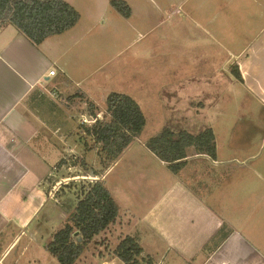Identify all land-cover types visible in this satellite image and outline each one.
I'll return each instance as SVG.
<instances>
[{"label": "crops", "instance_id": "0c3cea01", "mask_svg": "<svg viewBox=\"0 0 264 264\" xmlns=\"http://www.w3.org/2000/svg\"><path fill=\"white\" fill-rule=\"evenodd\" d=\"M177 1L185 4L190 0ZM216 3L221 7L227 4L222 0ZM68 4L78 12L77 6ZM229 5L243 8L239 12L243 19L248 15L245 18L248 25L237 34L241 40L238 49L227 50L228 57L220 67L210 65L213 72L205 83L201 82V75H195L194 67L173 65L172 69L169 67L170 72L179 81L170 83L172 88L166 83L162 95L149 97L159 86L160 74L156 72L161 70L166 77L169 69L161 65L153 69L134 65L130 71L135 73L134 69H138L139 73L126 75L127 78L119 82L121 90L111 92L129 96L142 113L146 109L144 104L155 103L159 96L169 101L168 98L175 94L184 100L199 94L198 88L202 87L217 88L210 93L223 91L241 104L248 103L249 113L255 111L254 108L260 109L249 115L252 120L241 130L243 139L240 141L235 137V140L228 138L218 142L216 133L210 128L215 137V159L196 154L190 148L182 169L173 173L148 149L139 152L131 148L133 141L104 175H89V179L103 183L104 176L125 156L129 157V163L124 165L127 172L134 170L135 173L137 169L140 173L144 165L154 169L160 181L153 185L156 193L148 194L146 207L134 222L127 224V235L135 237L142 257L152 264H264V0H232ZM127 6L130 15L126 20H129L133 10ZM116 13L111 9L109 15L121 16ZM77 26L78 23L38 46L31 44L12 25L0 27V264H22L28 252L31 256L25 264H41L42 254L36 257L34 253L40 249L43 252L52 233L67 221L68 213L57 202V194H53L59 185L69 181L64 177L67 172L64 178L51 183L47 169L51 164L58 167L57 170L67 168V154L63 150L69 135L62 130L66 118L58 114H62L60 109L69 105L68 102L75 107L85 104L83 116L92 118L93 123L94 118H100V113L92 109L95 115L89 116L87 104L94 106V103L87 100L86 92L81 90L91 81L95 86L104 84L95 77L97 69L89 70L82 63L85 56L81 50L78 53ZM68 43L71 44L65 46ZM91 45L89 48L93 47ZM51 71L54 75H49ZM219 72L222 76L217 75ZM236 89L242 93L236 94ZM42 97H48L59 111L44 106ZM182 102L189 105H180L177 110L182 107V112L190 110L192 102L189 99ZM39 103L42 104L40 108L37 107ZM70 145L69 153L76 149H82L84 154L95 151L85 150L78 140ZM53 152L61 158L51 161L48 153L50 157ZM108 191L119 208V218L121 213L130 220L132 211H124L118 199ZM69 192L73 191L66 190L60 195L65 197ZM147 193L139 192L138 199L143 200ZM92 244L75 264H124L114 255L100 258V250ZM15 249V255L7 260ZM48 264L55 263L50 260Z\"/></svg>", "mask_w": 264, "mask_h": 264}, {"label": "rangeland", "instance_id": "374dc122", "mask_svg": "<svg viewBox=\"0 0 264 264\" xmlns=\"http://www.w3.org/2000/svg\"><path fill=\"white\" fill-rule=\"evenodd\" d=\"M63 1L77 6L78 9L80 16L76 27L79 37L78 53L81 50L82 56H85L82 63L89 70L97 69L98 72L95 73V77L104 83L95 86V84L92 85L91 82L93 81H91L85 83L81 90L86 92L85 98L94 103V106L90 105H92V109H95L94 112L100 113L99 119L104 117L106 112V95L121 90L118 85L120 81L127 78L126 75L133 73L134 76L135 73H139L138 69H134L135 73L130 71V68H134V65H142L144 68L147 65L149 69L161 65L163 68L169 69L166 77L165 74H161V70L156 72L160 74L158 77L159 86L154 88L155 94L149 97L162 95L164 93L163 88L164 91L166 90V83H169V87L172 88L170 83L179 81V79L173 78L170 72L173 65L188 64L190 67H194L195 75H201V82L205 83L204 80L210 77L213 72L210 65L213 63L215 66L220 67L225 57H228L226 55L227 50L231 52L238 49L241 40H239L237 34L246 30L245 28L248 25V22L245 21L248 15H245L243 19L239 12L243 8L228 6V3L231 4L232 0H222L227 2L224 7H221L222 5L217 6L216 0H190L185 4L178 3L177 0H124L133 10V16L129 20L119 15H114L115 18L110 17V10L113 8L109 0ZM113 11L115 14L114 9ZM260 26L261 24H259ZM70 32L69 34L73 35ZM71 41H74V39L71 38ZM91 43L93 47L89 48L92 46ZM69 44L71 43L65 44V46ZM73 65H75L74 61ZM191 74H193V71H191ZM217 75L222 76L220 72ZM156 88H158V91ZM211 89L213 91L217 88L210 87V90L205 87L198 88L199 94L196 93L195 96L191 95L184 100L174 94V96L168 98L169 101L171 100L170 102L165 100L166 97L159 96L155 103L148 102V104H144L146 109L143 110V115L146 123L140 135L135 138L131 148L137 149L139 152L145 151L147 141L157 136L164 127L174 132L185 130L191 134H198L205 129L212 128L218 137V142L228 138L235 140V137L236 141L243 139L241 130L247 127L252 120L249 115L256 114L260 109L254 108L255 111L249 113L248 103L241 104L235 97H227L223 91L212 94L210 93ZM149 91H151V94L152 89L149 88ZM234 92L236 94L242 93L237 89ZM166 94L165 96H167ZM42 98L44 106H51L55 111H59L48 101V97ZM179 99L182 100L177 103ZM187 99L192 102L190 110L180 111L184 107L177 110L180 105H189L187 102V104L185 102L181 103V101ZM172 100L174 101L172 102ZM42 104L39 103L37 107H42ZM68 104L60 109L62 114H58L59 117L66 118V121L62 122V130L69 135L67 147L63 150L67 154L66 157L64 156L68 161L67 168L57 170L58 167H52L53 164L47 167L51 183L53 180H61L64 177L69 179V181L59 185L56 191L53 192V194H57L56 199L59 205L62 204L64 210L68 213L67 219L74 212L77 202L76 195L80 193L82 185L95 182V178L89 179L92 171L98 177H101L114 163L109 164L99 148L94 149V152L91 151V153L85 154L82 149L73 150L72 154L68 152V147L71 146L70 143L73 140H78L83 145L84 141L81 140L84 133L83 126L92 124V118L83 116L85 104L76 107L71 106V102H68ZM84 118H86V122H83ZM96 119L94 118L93 122ZM76 124L78 126L75 129ZM74 129L75 132L73 133ZM86 143L89 147L93 145L92 140L88 138ZM56 155L54 156L53 152L49 157L48 153V158L51 161H56L58 157L61 158L57 153ZM128 158L125 156L117 167L104 176L103 184L118 199L123 207L122 209L124 211L129 209L134 217L132 215L129 220V217L127 218L126 215L121 213L119 218L118 214L115 222L95 239L92 247L100 250V258L112 256L120 241L129 236L127 235L129 234L127 224L129 221L134 222L137 219L140 211L146 207L149 200L147 199L148 194L156 193L153 185L160 182L157 174L152 171L153 168L144 167L145 165L142 166L140 173L137 169L135 173L134 170L127 172L124 165L129 163ZM83 163L86 164V168L83 167ZM108 164L109 168L106 169ZM165 166L168 168L167 164ZM64 173H66V176L63 177ZM71 178H75V181H70ZM83 178L85 179L82 180ZM127 178L130 180H127ZM136 181L138 184H136ZM125 183L131 186H126ZM126 188L128 189L127 193H125ZM66 190L73 192H69L65 197H62L60 194H63ZM142 191L148 192L143 200L137 197L138 193ZM16 249L10 253L7 260L15 255ZM34 254L36 257H38V254H42L39 257L41 264H48L50 260H53L55 264L58 263L44 248L43 252L40 249L38 253ZM30 256L31 253L28 252L22 264H25V260Z\"/></svg>", "mask_w": 264, "mask_h": 264}, {"label": "trees", "instance_id": "16d2710c", "mask_svg": "<svg viewBox=\"0 0 264 264\" xmlns=\"http://www.w3.org/2000/svg\"><path fill=\"white\" fill-rule=\"evenodd\" d=\"M109 3L122 17H129L130 9L125 2L109 0ZM78 21L79 13L63 0H0V27L12 25L35 46L51 36L70 30ZM234 73L238 75L237 71ZM105 104L104 117L96 119L90 126H83L81 140L84 141L85 150L99 148L108 163L112 164L140 135L146 120L137 103L127 95L110 93ZM92 108L88 104L89 116L93 117ZM87 138L92 140V147L87 146ZM146 147L157 159L167 164L173 173L182 169L190 148L196 154L211 159L216 157L212 129L191 134L185 130L174 132L164 127L157 136L147 141ZM83 167L86 168L85 163ZM96 176L92 171V177ZM76 199L74 212L61 228L52 233L44 246L58 264H75L119 214L117 204L101 181L82 185ZM78 237L80 242H77ZM113 253L124 264H152L142 257V249L132 236L123 238Z\"/></svg>", "mask_w": 264, "mask_h": 264}, {"label": "built area", "instance_id": "2783aa9c", "mask_svg": "<svg viewBox=\"0 0 264 264\" xmlns=\"http://www.w3.org/2000/svg\"><path fill=\"white\" fill-rule=\"evenodd\" d=\"M49 75H54V71L49 72ZM86 118L83 119V122H86Z\"/></svg>", "mask_w": 264, "mask_h": 264}, {"label": "water", "instance_id": "95a60500", "mask_svg": "<svg viewBox=\"0 0 264 264\" xmlns=\"http://www.w3.org/2000/svg\"><path fill=\"white\" fill-rule=\"evenodd\" d=\"M80 241H81V239L78 237V238H77V242H80Z\"/></svg>", "mask_w": 264, "mask_h": 264}]
</instances>
